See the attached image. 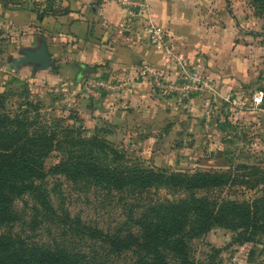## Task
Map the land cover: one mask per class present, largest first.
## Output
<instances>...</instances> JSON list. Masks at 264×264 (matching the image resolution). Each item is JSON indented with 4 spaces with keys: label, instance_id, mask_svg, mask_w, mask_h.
I'll use <instances>...</instances> for the list:
<instances>
[{
    "label": "rangeland",
    "instance_id": "374dc122",
    "mask_svg": "<svg viewBox=\"0 0 264 264\" xmlns=\"http://www.w3.org/2000/svg\"><path fill=\"white\" fill-rule=\"evenodd\" d=\"M60 2L0 0V96L8 110L31 105L32 113H39L43 121L62 118L64 123L82 127L83 136L99 137L112 149L124 153L123 159L144 168L167 173L223 175L226 180L223 184L194 190L198 197L217 202L255 200L264 204V9H259L255 0H227L230 14L236 9L246 16V38L255 42L245 58L251 72L247 77L242 71L241 79H237L236 74L228 79L219 71L208 75L205 72L209 66L181 53L189 73L199 76L184 83L197 88L187 90L185 96L169 88L175 81L180 83L181 74L175 66V72H170L172 76L167 73V76L153 75L148 79L151 83L149 101L135 105L139 111H134L135 106L128 108L123 104L103 113L81 110L80 98L86 99L87 105L99 99V93L87 91L84 86L93 85L91 88L95 91L103 89L114 93L128 86L116 81H98L103 83L99 84L75 75L62 76L61 69L67 61L66 53L62 52L68 42L39 35L31 20L18 18L12 12L13 8L34 12L38 6L43 9L49 5L51 9L61 10ZM208 14L206 11L205 22ZM32 34L38 35V39L31 41ZM167 39L174 49L173 40L169 36ZM41 40H45L49 48L50 68L42 70L30 63L14 67V61L23 56L22 51L35 48ZM55 75H60L59 80ZM139 79L143 82V78ZM203 82L217 88L216 100L211 91L202 86ZM256 95L262 97L258 102L253 101ZM57 161L55 153L51 154L46 168ZM42 186L57 215L66 212L82 224L111 233L129 229L138 234L137 221L151 205L188 196V192L167 185L143 188L127 183L120 189H108L97 186L89 178L72 180L64 174H50ZM34 206L40 207L32 194L23 195L15 203L19 219L0 231L11 236L18 234L29 243L62 246L88 259L94 258L93 261L100 264L135 262L137 254L133 250L111 253L96 238L79 235L65 228L63 223L48 218L42 220L41 215L34 219ZM236 235L237 232L221 226L195 237L184 235L188 258L196 264H264V234L255 236L253 242L237 241ZM166 254L170 262L175 261L170 252Z\"/></svg>",
    "mask_w": 264,
    "mask_h": 264
},
{
    "label": "trees",
    "instance_id": "16d2710c",
    "mask_svg": "<svg viewBox=\"0 0 264 264\" xmlns=\"http://www.w3.org/2000/svg\"><path fill=\"white\" fill-rule=\"evenodd\" d=\"M255 1L264 9V0ZM49 7L34 10L38 20L55 19L65 11ZM30 107L10 111L0 96V229L19 219L16 201L32 194L40 206L33 207L34 219L41 215L42 220L63 223L68 230L96 238L111 253L133 250L137 257L132 264H196L188 258L184 235H202L214 226L237 232L235 240L243 242H253L255 236L264 234V204L255 200L217 202L195 195L194 190L201 187L223 184V175L144 168L123 159L124 153L99 137L83 136L82 127L64 123L59 117L43 121ZM54 153L58 161L46 168V160ZM50 174H64L72 180L89 178L108 189H120L127 183L143 188L167 185L188 192V196L151 205L137 221L138 234L129 229L111 233L82 224L66 212L57 215L42 186ZM11 235L0 231V264H100L62 246L29 243L18 234ZM166 252L175 261L170 262Z\"/></svg>",
    "mask_w": 264,
    "mask_h": 264
},
{
    "label": "crops",
    "instance_id": "0c3cea01",
    "mask_svg": "<svg viewBox=\"0 0 264 264\" xmlns=\"http://www.w3.org/2000/svg\"><path fill=\"white\" fill-rule=\"evenodd\" d=\"M148 2L151 17L157 25L164 28L166 36L173 40L176 54L182 53L190 60L209 66L205 72L208 75L219 71L220 75L227 76L228 79L235 74L237 79H241L244 77L240 76L241 71L245 77L251 73L245 58L249 50L255 47V42L246 38V16L240 15L236 9L231 10L230 14L227 0ZM40 4L45 6L44 3ZM60 6L65 9L61 15L55 19L46 17L42 21L37 19L33 11L13 8L12 12L18 18L23 16L24 19L31 20L38 28V34L60 40L58 42H68L66 50L62 52L66 53L67 60L61 69L62 76L75 75L87 82L116 81L121 82L120 85L128 86L122 87L125 89L120 93L100 89L96 91L99 99H94L92 104L87 105L86 99L80 98L78 101L83 106L81 110L103 113L113 109L115 105L124 104L132 108L143 101H149L147 98L151 83L148 79L153 74L144 77L143 82L136 78L139 68L144 64L153 67L155 74L162 73L167 76V73L171 75L175 72L173 61L150 44L142 21L132 20L123 34L118 33L123 13L115 1L61 0ZM8 10L9 8L6 12ZM206 11L209 18L205 22ZM240 12L243 14L242 10ZM29 39L34 41L38 39V35L32 34ZM56 50L62 51L60 48ZM85 66L92 71L81 75ZM55 78L59 80L60 75H55ZM137 110L139 111L136 107L134 111Z\"/></svg>",
    "mask_w": 264,
    "mask_h": 264
},
{
    "label": "built area",
    "instance_id": "2783aa9c",
    "mask_svg": "<svg viewBox=\"0 0 264 264\" xmlns=\"http://www.w3.org/2000/svg\"><path fill=\"white\" fill-rule=\"evenodd\" d=\"M115 1L122 9L123 20L121 22L120 27L118 28V33L123 34L124 31L131 25L132 20L142 21L145 24V30L147 31L148 40L151 45L160 49L164 56L168 57L175 63V66L179 68L180 83L174 82L169 86L173 91H176L178 94L183 96L186 95V91L192 88H197V86H192L189 83H184L187 79H199V76L191 75L189 73L188 68L185 66V61L180 54H176L172 45L166 37V33L164 28L160 27L156 24L150 14V6L148 0H112ZM148 74H153L156 76L163 75L162 73L155 74V69L148 64H144L139 71L137 72L136 78H144ZM163 78H165L163 76ZM99 84H103L101 82H97ZM88 84V83H87ZM93 85H86L84 88L87 91H91L96 94V91L91 88ZM110 89L116 88V86L105 85ZM122 86V85H121ZM202 86L208 88L211 93L214 95V100H216L215 96L217 94V88L213 86L211 83L203 82ZM258 95L253 97L254 102H258L261 100V96ZM228 100V99H226ZM229 101V100H228ZM236 103L235 101H233Z\"/></svg>",
    "mask_w": 264,
    "mask_h": 264
},
{
    "label": "water",
    "instance_id": "95a60500",
    "mask_svg": "<svg viewBox=\"0 0 264 264\" xmlns=\"http://www.w3.org/2000/svg\"><path fill=\"white\" fill-rule=\"evenodd\" d=\"M22 53L23 56L14 61V67L30 63L37 66L38 69L45 70L51 66L52 60L45 40H41L35 48L24 49ZM91 71L92 69L85 66L81 75H86Z\"/></svg>",
    "mask_w": 264,
    "mask_h": 264
}]
</instances>
